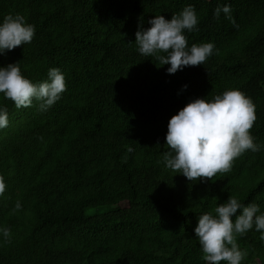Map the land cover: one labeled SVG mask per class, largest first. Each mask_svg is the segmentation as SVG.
<instances>
[{
	"label": "trees",
	"instance_id": "trees-1",
	"mask_svg": "<svg viewBox=\"0 0 264 264\" xmlns=\"http://www.w3.org/2000/svg\"><path fill=\"white\" fill-rule=\"evenodd\" d=\"M187 4L199 16L198 30L185 29L189 46L215 47L203 64L168 73L139 52L135 33ZM224 4L230 13L215 16ZM9 12L36 33L0 54V65L19 61L33 81L59 67L67 88L46 110L0 93L9 113L0 129V226L11 229L8 239L0 233V264H214L194 232L198 217L230 195L264 212V0H0V21ZM228 88L255 103L250 131L261 150L212 178L166 167L170 117ZM236 240L241 264H264V232L253 226Z\"/></svg>",
	"mask_w": 264,
	"mask_h": 264
},
{
	"label": "clouds",
	"instance_id": "clouds-1",
	"mask_svg": "<svg viewBox=\"0 0 264 264\" xmlns=\"http://www.w3.org/2000/svg\"><path fill=\"white\" fill-rule=\"evenodd\" d=\"M222 11L227 16L231 5H218L215 16L219 17ZM149 24L150 27H144L140 22L135 43L141 54L155 56L160 65H170L168 73L203 64L213 54L215 45L211 41L188 44L185 29L198 30L199 24L193 4H187L170 19L163 14L155 15ZM35 33V25L22 13L9 12L0 21V54L30 43ZM66 88V77L59 67H50L46 79L33 81L23 74L19 61L0 65V93L13 100L17 107L31 106L35 99L40 101V109L46 110L61 98ZM255 107L252 98L239 88H228L212 99L205 96L191 99L168 122L166 143L170 150L162 153L166 167L189 180L212 178L218 171H230L234 159L245 151H260L262 145L250 131L256 120ZM8 123L7 106L0 105V129ZM4 190V177L0 175V194ZM16 207L21 205L17 203ZM214 213H202L194 228L203 258L214 264L222 260L241 264L246 252L237 243L236 234L243 235L253 226L264 232V212L260 211L258 203L245 204L230 195L216 205ZM0 233L8 239L11 229L0 226Z\"/></svg>",
	"mask_w": 264,
	"mask_h": 264
},
{
	"label": "bare ground",
	"instance_id": "bare-ground-1",
	"mask_svg": "<svg viewBox=\"0 0 264 264\" xmlns=\"http://www.w3.org/2000/svg\"><path fill=\"white\" fill-rule=\"evenodd\" d=\"M91 45V44H90Z\"/></svg>",
	"mask_w": 264,
	"mask_h": 264
}]
</instances>
